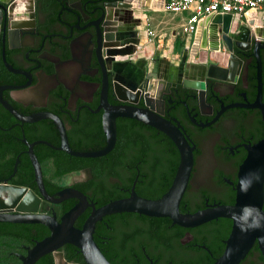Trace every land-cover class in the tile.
<instances>
[{"label":"flooded vegetation","instance_id":"flooded-vegetation-1","mask_svg":"<svg viewBox=\"0 0 264 264\" xmlns=\"http://www.w3.org/2000/svg\"><path fill=\"white\" fill-rule=\"evenodd\" d=\"M85 1L80 0L79 4H67L65 0L33 2L30 9L32 16L26 14L24 18L26 28L18 32L17 40L11 39L5 42L4 49L7 64L16 69L28 71L27 82L24 86L4 88L0 93L1 98L19 113L31 114L46 111L56 115L64 126L69 148L72 150L74 147L82 148L78 151H91V148H101L105 143L101 125L102 108L98 107L95 112H90L84 107L92 111L99 104L101 73L93 52L95 46L92 43L93 39L86 32L92 30V27L85 26L78 29L71 26V32L68 35L67 24L75 23V14L78 17L77 26L81 27L91 20L85 12L104 2V0H98L93 3H84ZM83 3L86 11L83 9ZM60 5L75 14L64 8L58 13ZM57 13L61 22L57 19ZM260 23L264 24V21ZM51 34L55 35L46 36ZM137 36L141 45L140 50L143 53L146 51V44L153 46V41L148 40L142 27ZM253 41L255 39L251 37L248 46L240 41L241 46H247L243 50L232 48V53L241 61L239 74L234 83L217 82L204 78L202 88H193L184 83L185 80H194L196 73L178 77V70L175 66L179 62L184 45L175 55L173 44L168 59L160 56L155 48L150 53L151 56L158 54L160 58L157 61L168 72L169 78H166V82H161L162 76L157 71L145 81L152 87H156L159 97H150L152 90L145 92L142 85L138 84L136 90L139 92V98L142 94H147L160 116L173 125L175 123L167 115L174 118L178 127L193 145V162L187 184L178 203L180 210L194 212L214 203H233L237 167L247 151L243 146L237 148L233 146L239 144L250 146L264 137V125L257 107L230 106L220 112L210 123L203 125L192 123L186 115L192 107L188 114H195L194 121L199 119L202 123L204 119L205 122L212 119L219 110L220 104L211 97L210 91L220 100L221 106L229 103H252L254 97L248 94L247 84L248 72L254 62L251 55ZM40 43L41 46L37 49ZM261 44L264 45V43ZM186 47L188 53L191 54L192 46L189 44ZM28 50H32L28 52V58L35 60L37 65L35 61L23 56ZM259 56L261 66H264L263 48H259ZM213 57L215 59L224 57L226 60L228 52L219 46L218 52H215ZM195 58L197 57H194V61L190 63L195 64L199 61ZM206 62H209L208 58ZM198 70L195 69V72ZM107 78V102L127 104L112 94V76L109 72ZM262 78L261 99L263 101L264 74ZM23 83L24 75L7 70L0 59V85H21ZM238 93H244L246 102ZM60 97L63 98V103ZM177 101H182L185 108L181 102ZM80 105L83 106L78 107ZM134 105L143 107L141 100ZM0 108L7 112L1 105ZM8 114L11 117L8 119V125L2 128L12 126L0 130L10 135L11 152L18 154V161L15 171L12 173L11 170L12 175L6 179L8 182L11 178L28 180L31 176L29 183L36 188L28 154L21 152L26 151L27 146L17 139H22L23 136L28 143L41 140L52 146H58V132L48 118L21 123L10 113ZM102 140L103 143H101ZM172 145L179 159L175 145L161 131L133 118L116 117L113 147L102 156L82 157L92 158V160L83 162L85 163L83 167L71 169L59 178H53L52 181L58 180L60 187L48 194L52 195L66 186L73 187L82 192L95 206L96 202L92 197L95 183L100 182L104 188L114 190L117 194L116 199H118L129 195L130 185L135 177L132 185L133 191L138 196L155 199L169 187L175 174L178 161L174 165L175 153L171 148ZM32 152L40 167L44 189V180L47 181L53 176L57 167L63 168L77 164L65 157L64 154L67 153L63 150L43 143L33 144ZM94 171H99L96 177H93ZM67 176L75 179L66 183L64 178ZM74 200L76 202V199ZM61 202L41 201L39 212L53 213L58 220L62 215L60 213ZM89 210L90 208L86 207L82 214L87 216ZM127 214L117 213V219L113 221L112 226L108 225L107 220L101 221L100 219L95 222L92 239L110 264H201L213 260L216 255L210 248L222 251L232 222L229 218L218 217L194 227H182L173 224L168 217L156 219L154 218L156 216L139 214L127 216ZM11 237L15 241L5 247V254L8 258L3 264H20V259L11 253L25 255L26 248L20 246L30 248L38 240L36 230L35 228L24 230L14 227L9 228L6 234L0 235V239L3 240ZM64 247L63 244L55 251L46 253L50 255L52 264H85L77 250L71 251V259L66 260ZM38 259L34 264H40L41 260L38 261ZM237 264H264L256 239L252 241Z\"/></svg>","mask_w":264,"mask_h":264},{"label":"water","instance_id":"water-1","mask_svg":"<svg viewBox=\"0 0 264 264\" xmlns=\"http://www.w3.org/2000/svg\"><path fill=\"white\" fill-rule=\"evenodd\" d=\"M19 1L21 0H0V59L7 70L23 74L24 83L21 85H0V93L4 88L24 86L28 78V71L19 70L10 66L4 57L5 42L11 39L17 40L18 32L27 26L25 24L26 20L24 19L26 17L25 15L30 14L32 16L30 9L22 8L16 10L17 5L19 6ZM27 1L33 3L37 0ZM94 1L98 0H86L84 3H93ZM65 2L67 4H79L80 0H65ZM132 2L134 5L130 7V3ZM143 6L144 4L140 0H104L103 3L97 4L91 10L85 12L87 17H91V20L81 27L77 26L78 17L74 12L61 5L58 10L59 13L64 8L75 14V23L72 25L67 24L69 27L68 35L71 32V26L78 29L85 26L92 27V30H87L86 32L93 39L92 43L95 45L93 52L101 73L98 92L99 104L92 111L86 106L84 107L90 112H95L98 107L102 108L101 125L105 135L103 147L91 151H76L70 149L67 144L64 126L56 115L46 111H38L31 114L19 113L2 99L0 95V105L16 120L21 123H30L41 118H48L55 125L59 135L58 146H52L41 140L28 143L23 138L19 127L22 139H15L27 146V150L21 152L28 154L32 167L33 180L36 184V192L26 186L11 184L6 179L15 171L18 154L13 160L12 173L0 179V222L36 223L46 226L49 230L47 236L35 241L30 248L20 246L26 248L25 255L9 252L20 259V264H34L38 258L46 253L55 251L63 244L74 246L81 254L85 264H110L93 241L92 232L95 222L100 220L101 217L119 212H133L139 215L168 217L173 224L182 227H194L218 217L229 218L232 221L231 228L224 241V247L221 253L209 264H237L254 239L258 243L264 260V208L262 209L264 137L250 146L245 144L233 146L234 148L243 146L247 150L245 157L237 167L233 203H214L194 212L183 211L178 207L193 162V145L185 133L178 127L177 121L167 115L175 123L173 125L168 120L162 118L151 102L150 97L158 98L159 91H157L156 87H152L149 83L147 84L145 80L149 79L158 71L162 76L161 82H166L169 74L165 71L161 63L157 61L160 58H158L157 53L153 56L145 55L140 50L141 45L139 44L137 33L140 31L141 20L135 13L139 12ZM58 13L57 19L59 20ZM260 21H264V14L260 15ZM199 25V49L192 54L190 60L189 57L191 54L188 53L187 47L184 46L182 48L179 62L175 66L178 70V77L190 76L196 73L194 80L184 81V83L193 88H202L204 78L217 82L226 81L234 83L239 74L241 61L232 53V48L243 50L249 45L250 38L253 37L255 41H253L251 55L254 58L255 93L252 103L246 102L244 93H238L243 97L246 104L229 103L221 106L220 100L212 95L210 91L211 97L215 98L220 104V108L214 117L207 122H205V119L202 123L199 119L194 121L193 116L195 114H188L192 109L190 107L189 111L186 112L187 118L194 124H208L226 108L238 105L257 107L260 110L261 121L264 125V100L262 101L261 99L262 69L259 56V48L264 49V45L261 44L264 43V24H256L254 16L243 17L242 20H238L236 17H231L230 14L217 13L205 16L199 22ZM52 35L55 34L46 36ZM240 41L247 46H241L239 44ZM41 43L37 49L40 48ZM219 46L222 50L228 52V58L223 63H219L213 57V54L218 52ZM29 51L32 50L26 51L23 56L28 60H32L28 58ZM195 56L200 57L198 59L199 61H196L195 64L190 63L194 61ZM206 58L209 60L208 63L206 62ZM195 69L199 70L195 72ZM108 72L112 76V94L115 98L121 102H127V104H109L107 102ZM138 84L142 85L145 92L152 90L150 97L147 94H142L139 98V92L136 90ZM60 98L63 103V98ZM139 100L142 101L143 107H136L134 105ZM177 102H181L184 105L182 101ZM81 106L83 105L78 107ZM58 107L60 109V106ZM116 117L133 118L152 126L166 135L175 145L179 159L169 187L155 199L144 198L138 196L132 189L135 180L134 177L128 196L109 200L99 206H94L92 201L87 200L82 192L73 187L66 186L52 195L48 194L43 186L40 167L32 152V145L43 143L76 157L102 156L114 145ZM8 128L0 127V129ZM70 198L76 199V202L62 213L58 220L53 213L47 214L39 212L41 201L59 203ZM86 207L90 208L87 216L80 227H75L73 225L75 219Z\"/></svg>","mask_w":264,"mask_h":264},{"label":"trees","instance_id":"trees-1","mask_svg":"<svg viewBox=\"0 0 264 264\" xmlns=\"http://www.w3.org/2000/svg\"><path fill=\"white\" fill-rule=\"evenodd\" d=\"M261 69H262V77H263L264 66H261ZM262 80H263V78H262ZM254 85H255V68H254V62H253V65L251 66V68L248 72L247 92L250 95V97H254V93H255ZM10 118H11L10 115L0 108V127L7 126L8 125V119H10ZM133 122H135V121H133ZM9 139H10V135L6 134L5 132H2L0 130V179L5 178L10 174V172L12 170L13 160L16 156V154L11 152L12 144L10 143ZM101 143H103V140ZM171 148L173 149V152L175 153L174 165H176L177 161H178V155H177V152H176L175 148L173 147V145L171 146ZM94 149H99V148L95 147V148H91L90 150H94ZM73 150L78 151V150H82V148L74 147ZM64 156L69 158L70 161L77 162V164H72V165H69V166H66L63 168L57 167L54 171L53 176L48 178L47 181L44 180L45 189H46L47 193H51L53 190L60 187L58 184V180L52 181L53 178H55V179L59 178L63 173H65L71 169H77V168L83 167V165H85V163H83V162H85L87 160L88 161L92 160V158L75 157V156H70L67 154H64ZM18 167H19V165H18ZM98 174H99V171H96V172L94 171L93 177H96ZM30 179H31V176L29 177L28 180H26V179L25 180H14L13 178H11V179H9V183L26 186V187L32 189L33 191H36V188L34 186L30 185V183H29ZM91 184H92V182H91ZM151 196H153V195H151ZM92 197H93V200L96 202L95 206H99V205L106 203L109 200L116 199L117 194L112 189L109 190V189L104 188L103 185L100 182H98V183L94 184V190H93ZM74 201H75L74 199H72V200L66 199V200L62 201L60 204V208H61L60 213H63L64 211L68 210L75 203ZM119 213H124V214L128 213L127 216H131L132 214L136 215L135 213H132V212H119ZM116 215H117V213L105 215V216L101 217V221L107 220L108 225L112 226L113 221H115L117 219ZM85 217H86V214L81 213L75 219L73 225L75 227H80V225L83 222V220L85 219ZM154 218L159 219L158 217H154ZM96 222H98V221H96ZM14 227L15 228H22L24 230L25 229L28 230L30 228H35L36 238L38 240L42 239L43 237H45L49 234L48 228L42 224H36V223L35 224H23V223L0 222V235L6 234V232H8L9 228H14ZM21 238H23V237L21 236ZM14 241H15V239L13 237L8 238V239H4V240L2 238L0 239V264H3L4 260H6L8 258L5 254V249H6L5 247L7 245H10ZM64 245H65L64 257L66 260H70L71 259L70 252L76 251V248L70 244H64ZM210 249L213 252V254L216 255V257H217V255H219L221 253V249L216 250V251L214 249L212 250V248H210ZM39 260H41L40 264H52V259H51L49 254H44L42 257H40L38 259V261ZM213 260H209L207 262H202L201 264H209ZM81 262H82V260H81Z\"/></svg>","mask_w":264,"mask_h":264},{"label":"crops","instance_id":"crops-1","mask_svg":"<svg viewBox=\"0 0 264 264\" xmlns=\"http://www.w3.org/2000/svg\"><path fill=\"white\" fill-rule=\"evenodd\" d=\"M140 1L144 4V6L140 9L139 12H136L135 15L138 16L141 20L140 27H142L143 30L148 29L151 32V35L148 36V40L153 41V46L151 44L145 45L146 51L144 54L150 55L152 49L155 48V50L159 52L160 56L168 59L173 44L175 45V49H173L175 55L179 53L183 45L186 47L190 44L193 48L192 53L189 57V59L191 60L192 54L199 49V22L202 19L197 22L194 32L189 35H184L181 32L179 26L185 21V18L187 16L186 12L171 14L163 11L161 8L163 0ZM19 5L21 9L23 8L29 10L32 8L33 3H29L27 0H21L19 1ZM132 5H134L133 2L130 3V7H132ZM263 9L264 8H262V10ZM260 14L262 13L258 12L256 15V24L260 23ZM248 16H254V13L250 15L248 14L246 18ZM177 47L179 48V50H176ZM216 58L218 62L223 63L225 61L224 57ZM195 59H200V57H197Z\"/></svg>","mask_w":264,"mask_h":264},{"label":"built area","instance_id":"built-area-1","mask_svg":"<svg viewBox=\"0 0 264 264\" xmlns=\"http://www.w3.org/2000/svg\"><path fill=\"white\" fill-rule=\"evenodd\" d=\"M262 4L264 0H163L161 8L171 14L186 12L185 21L179 28L184 35H189L195 31L197 22L210 14L227 13L242 20L254 13L255 20L258 12L264 14ZM144 31L147 36L151 35L148 29Z\"/></svg>","mask_w":264,"mask_h":264},{"label":"rangeland","instance_id":"rangeland-1","mask_svg":"<svg viewBox=\"0 0 264 264\" xmlns=\"http://www.w3.org/2000/svg\"><path fill=\"white\" fill-rule=\"evenodd\" d=\"M262 5H264V4H262ZM176 50H179V48L177 47ZM73 179H75V178L72 177V176H67V177L64 178V181H65L66 183H68V182L73 181Z\"/></svg>","mask_w":264,"mask_h":264},{"label":"bare ground","instance_id":"bare-ground-1","mask_svg":"<svg viewBox=\"0 0 264 264\" xmlns=\"http://www.w3.org/2000/svg\"><path fill=\"white\" fill-rule=\"evenodd\" d=\"M19 6H20V5H19ZM19 6L17 5V8H16V10H18V9L20 10V9H21V7H19Z\"/></svg>","mask_w":264,"mask_h":264}]
</instances>
